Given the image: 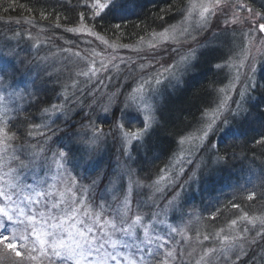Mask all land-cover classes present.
Instances as JSON below:
<instances>
[{"label":"snow or ice","instance_id":"snow-or-ice-1","mask_svg":"<svg viewBox=\"0 0 264 264\" xmlns=\"http://www.w3.org/2000/svg\"><path fill=\"white\" fill-rule=\"evenodd\" d=\"M77 2L83 10L64 31L93 38L80 41L87 48L31 32L25 37L17 32V44L0 47V264H184V255L192 256L204 242L207 247L195 264H264L257 251L264 250V215L244 213L239 228L233 219L227 230L198 231L196 246L187 253L182 250L192 240L187 225L167 222L185 217L190 222L189 189L199 191L201 179H207L205 155L209 162L226 164L229 156L221 154V142L246 136L234 120L247 113L246 105L261 87L256 76L264 74V0H187L176 9L175 23L150 31L147 40L140 36L135 46L115 42L130 19L128 0ZM172 11L158 9L163 13L158 19ZM54 19L60 28V16ZM56 40L62 44L53 50L50 42ZM93 40L104 48L97 51ZM24 41L32 43L19 65L34 64L37 78L48 77L46 84H57L52 70L58 65L75 72L73 84L52 88L60 93L58 102L42 101L36 79L28 78L31 71L27 76L20 72L18 49ZM32 48L47 52L33 55ZM120 49L136 53L137 59L126 58ZM205 57L228 83L217 90L213 104L200 109L196 123L176 136L174 149L154 156V163L166 157L164 166L155 175H143V157L133 152L161 126V98L182 87ZM113 80L112 90L104 94ZM85 97H91L87 110ZM77 109L79 122L72 119ZM105 123L113 129L105 132ZM109 138L120 143V157L111 172L101 174ZM251 142L264 146V131ZM255 197L251 192L247 198Z\"/></svg>","mask_w":264,"mask_h":264},{"label":"trees","instance_id":"trees-1","mask_svg":"<svg viewBox=\"0 0 264 264\" xmlns=\"http://www.w3.org/2000/svg\"><path fill=\"white\" fill-rule=\"evenodd\" d=\"M12 0H0V47H6L7 45H15L20 41V37H25L29 32L35 37L37 34L41 38H46L49 36L67 38V35L63 30L65 27H71L78 19V14L83 9L79 6L77 0H14V6L9 7ZM187 0H146V2H141L140 0H135L129 4L128 15L130 17L126 26L122 29L123 35L115 38V42L118 44H130L136 45L138 43L139 37L143 36L145 40L148 39V34L150 31L154 30L159 32L161 30V25H165L168 22L175 23L176 19L179 17L180 12L176 10L177 8H183ZM171 7L173 11L165 16V20L158 19V16L163 14L158 12V9H167ZM8 9L7 11L5 9ZM31 10V11H30ZM45 13V16H41L40 13ZM56 16H60L58 21L61 24L60 28H56L55 24L57 21L54 19ZM66 17V18H65ZM20 20L19 24L15 21ZM31 21L27 23L26 21ZM216 21L213 23V28L215 30ZM99 31V29H97ZM19 32L20 37L14 34ZM66 35V36H64ZM110 41L113 40L111 35L107 37ZM31 41L20 42V57L17 60L19 65V60L27 59L28 46ZM62 40H56L50 42V47L52 49H57ZM67 46V45H66ZM32 52V49H31ZM39 52L40 55H44L47 49L36 50L35 55ZM50 55V53H48ZM131 59H137V54L132 52L130 54ZM204 60V58L202 59ZM139 62V61H138ZM207 62V61H206ZM37 68L34 64H29L25 66H20V72L24 75H28L31 71V75L28 76L29 80L36 79V87L41 89L40 99L42 101H51L53 103L58 102V96L60 93L58 91H52L53 87L59 89L61 83H71L76 80L75 75H71L70 79L60 78L58 75H52V78L59 77L57 84L55 86L46 84L48 77L40 75L37 78ZM103 75V74H102ZM114 76L117 73L113 74ZM120 77L123 78L125 72L123 71V65H121ZM189 76H185L184 85L187 90V98L185 103L180 107V112H182V118L175 120L172 123L171 129L166 126V121L161 117L162 124L167 130L164 132L162 127H157V131L165 136L163 138L166 143L161 142L162 149L159 150L158 147L154 146L153 142H145L144 146L139 149V151H134L133 155L137 159L143 160L140 164L141 168L147 169L143 175H155L158 169L162 168L166 163L165 159L153 162V158L156 155H163L168 149H174L175 145L173 143L174 139L178 134H182L183 129H187L194 125L200 117V109L204 108L209 104H213L217 97V90L219 88V76L220 74L208 63L206 66L200 65L194 68ZM264 74L258 72L256 77L257 81L261 84V87L255 93V100L250 101L246 107L248 109L247 113L237 117L234 120L235 126L241 131L246 133L245 137L229 140L227 144L221 142L220 151L221 154H227L229 160L226 164H216L214 162H209L208 155L204 157L203 163L207 161L214 164V167L220 172V175L212 178L201 179L200 186L203 188L204 192H201V196L197 197L194 193V187L190 188V195L188 199L191 201L190 207L187 211H191L193 216L199 215L201 219V224L190 223L192 228L189 235L192 240L196 238V233L199 231L201 234L207 232L209 234L219 231L221 228L227 227L228 223L232 219H236L239 215L238 210L242 208L249 214L256 212H261L264 215V146L255 145L251 141L257 138L258 133L264 131ZM188 78V79H187ZM82 79V78H81ZM187 79V80H186ZM107 83V82H106ZM116 81L113 80L112 84L107 88L103 89V93L107 94L112 90ZM127 85H125L126 87ZM86 91V89H85ZM238 91V90H237ZM106 92V93H105ZM69 94L70 93H66ZM235 99V95L233 97ZM91 97L84 98L83 110H87L88 101ZM262 105L261 108H257L256 105ZM47 106V104L41 105V107ZM193 108V109H191ZM191 109V110H190ZM196 112L193 113V110ZM81 109H77L72 113V119L74 121H81L82 116L78 113ZM34 115H39L38 112L33 110ZM104 131L108 132L113 129L112 124L105 123L103 125ZM178 127V128H177ZM154 130V129H153ZM156 131L153 136H156ZM120 143L109 138L107 144L104 146L103 150V169L104 172L101 174L109 173L112 170V166L116 165L120 157ZM136 147H134L135 149ZM235 157V158H233ZM247 179H257L255 182H247V187L244 188L242 195L237 197L232 192L231 195L234 200L231 204L228 201V197L222 193L229 185L237 187L243 183V180ZM229 187V186H228ZM207 190V192H206ZM251 192L256 193V197L249 200L247 197ZM248 194V195H247ZM136 194L133 191V199L135 200ZM233 204L239 205V207H232ZM215 219H212V216ZM188 217L184 220H169L168 223H172L175 226L188 223ZM192 220V219H191ZM227 230L226 228H224ZM179 239V237H177ZM208 242H204L203 245L196 246V258H198V253L201 251L202 247H207ZM192 247L187 244L183 246V251L187 253L191 251ZM260 254L264 253V250L257 249ZM184 264H194L192 259L188 255L183 257ZM170 264V262H169ZM175 264H180V261H175Z\"/></svg>","mask_w":264,"mask_h":264},{"label":"rangeland","instance_id":"rangeland-1","mask_svg":"<svg viewBox=\"0 0 264 264\" xmlns=\"http://www.w3.org/2000/svg\"><path fill=\"white\" fill-rule=\"evenodd\" d=\"M134 1L135 0H128V4H130V3L134 2ZM140 1L141 2H146V0H140ZM259 2H262V0H258V3ZM214 21H215V18H213V20H212V25H213ZM64 33L67 35V38H66L67 40H71V41L75 42L76 44H79V47L81 49H84V48H87L88 47L87 45L80 43V41L82 39H89V40H92L93 39V38H90V37H85V38L78 37V36H75V35H73L71 33H68V32H66V31L63 30V34ZM66 35H64V36H66ZM205 35H207V33ZM203 39H204V36H201L199 38V41L198 42L203 41ZM93 45L94 46H97V51H99L101 48H104L103 45H99V42L94 41V40H93ZM133 46H135V45H133ZM66 47H72V45H67ZM213 47H219L224 52L227 51V48L226 47H222V46H220L218 44H214ZM36 50L37 49L32 48V52L33 53H35ZM53 50H55V49H53ZM201 50H203V49H201ZM106 51H110V50H106ZM119 51H120V54L123 55V56H125L126 58H130V54L132 53V52H129L127 49H120ZM254 51H255V49H254ZM218 54L219 53H217V55ZM97 59H99V57H97ZM206 61H208V58L207 57H205L204 60H201L200 61V65L206 66L208 64V62H206ZM109 67H111V65ZM38 71L39 70H37V73H38ZM216 72H218L220 74V76H219V79H220V81H219V88L220 87H224L228 83V80L226 79V75L225 74H221L219 72V70H216ZM115 73L116 72H113V74H115ZM52 75H58L60 78H63V79H70V76L71 75H75V72L73 71V72L70 73V72L67 71V69L63 65H58L56 69L52 70ZM103 75H107V73H103ZM257 75H258V73H257ZM187 76H189V75H187ZM74 78L77 79L76 77H74ZM61 84H63L64 86H68V85H71L73 83H71V81H69L67 83H61ZM79 86L80 85L77 84V87H79ZM237 90H239V88H237ZM187 94L188 93H187L186 87L183 84L182 87H176V88L169 89V92L164 97L161 98V101H160V109H159L158 117H159V120H160V123H161V126L160 127L163 128V130H164L165 133H167V130L164 128V126L162 124L161 117L163 118L164 121H166L165 123H166L167 128L168 129H171L172 123L175 120H179L180 118H182V112H180V113H178V112L180 111L179 109H180L181 105L183 103H185V101L189 97ZM233 97H234V95H233ZM191 109H193V108H191ZM194 112H196V109L193 110V113ZM136 126H138V125H136ZM158 129L154 128V130H152V132L150 133V135L148 137V141L147 142H153L154 146L158 147L159 150H161L162 149L161 142H163L165 144L166 143L165 140H167V139L163 138L165 136H162V134H160L157 131ZM187 129H189V128H187ZM187 129H183L182 131L185 132ZM155 131H156L157 135L156 136H153V133ZM134 147H136L135 144H133V148ZM207 164H209V174H208L207 178H212V177H216V176L220 175V172L221 171H219L217 169V167H214V164H212V166H211V164L208 161H207ZM248 181L249 182H255L256 183V181H258V180L257 179H250V180L244 179L243 180V183H241L237 187L236 191H234V189H235L236 186H232V185L227 184L229 187L226 186L227 188L224 191H222V193L228 197L227 199L230 202L229 204H231L233 202V200H234L233 198H231L232 197L231 193L233 192L236 197L238 195H242V192H243L244 188L247 187V182ZM193 187H194V193L197 195V197H200L201 196V192H204V190H202L203 188L199 185V191H197L196 190L197 186H193ZM206 192H207V190H206ZM190 194L191 193H190V189H189V195ZM189 212H191V211H189ZM238 212H239V215L236 217V220L238 221L237 227L239 228V227H241V226H243L245 224V222L242 221V220H240L239 218L241 216H243L244 213H248V212L245 211L243 208L241 210H238ZM253 215H262V214H261V212H256V213H253V214H249L250 217L253 216ZM191 219L192 220H190L189 223H185L184 225L180 223V226L181 227L187 225L188 235H189L190 230L192 228V226H191L190 223H197L198 224L200 222L199 224H201V219H199V215L198 214L195 215V216H193V214L191 212ZM229 225H230V222L228 223L227 227H224V228L228 229ZM173 226H175V225L173 224ZM187 245L189 247L196 246L195 245V239L191 240L189 243H187ZM261 255H264V253H262ZM189 257L192 259L193 263L195 264V259H197L196 258V252L193 253V255L192 256H189ZM170 264H172L171 261H170Z\"/></svg>","mask_w":264,"mask_h":264},{"label":"bare ground","instance_id":"bare-ground-1","mask_svg":"<svg viewBox=\"0 0 264 264\" xmlns=\"http://www.w3.org/2000/svg\"><path fill=\"white\" fill-rule=\"evenodd\" d=\"M188 223H189V219H188Z\"/></svg>","mask_w":264,"mask_h":264}]
</instances>
